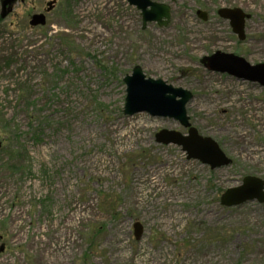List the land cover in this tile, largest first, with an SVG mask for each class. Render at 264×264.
<instances>
[{
  "label": "rangeland",
  "instance_id": "obj_1",
  "mask_svg": "<svg viewBox=\"0 0 264 264\" xmlns=\"http://www.w3.org/2000/svg\"><path fill=\"white\" fill-rule=\"evenodd\" d=\"M153 1L170 5L166 27L142 29L125 0H55L48 13L53 0H23L0 18V264H264V203L220 204L246 176L264 181V88L201 62L264 64V0ZM220 8L250 15L244 41ZM135 67L193 95L190 126L229 166L157 143L187 134L173 119L124 115Z\"/></svg>",
  "mask_w": 264,
  "mask_h": 264
},
{
  "label": "water",
  "instance_id": "obj_2",
  "mask_svg": "<svg viewBox=\"0 0 264 264\" xmlns=\"http://www.w3.org/2000/svg\"><path fill=\"white\" fill-rule=\"evenodd\" d=\"M20 1L23 0H0V18L5 19ZM125 1L129 6L140 11L142 29H145L148 23H156L159 27L168 25L171 16L169 5L152 0ZM54 4L55 0L48 3L45 13L50 12ZM196 15L202 21L207 20L205 11L197 10ZM217 15L229 22L232 33L237 36L239 41L242 42L246 39L245 23L250 18L249 14L240 8H220L217 10ZM45 24L46 17L43 13L33 14L29 21L31 27L44 26ZM201 62L210 72L227 74L237 80L254 83L264 88V64L250 65L239 56L221 52L204 57ZM123 82L126 86L124 115L133 116L147 113L151 117L173 119L188 129L185 135L176 131H160L156 135L157 143L178 146L188 159L197 160L201 164L209 166L211 170L231 164V160L213 139L200 136L190 126L186 106L192 100L193 95L189 91L174 88L162 80L146 78L140 67H135L132 73L123 79ZM252 201L259 204L264 203V181L252 176H246L238 187L227 189L220 198V204L228 208ZM142 233V225L138 222L134 223L135 240H139Z\"/></svg>",
  "mask_w": 264,
  "mask_h": 264
},
{
  "label": "flooded vegetation",
  "instance_id": "obj_3",
  "mask_svg": "<svg viewBox=\"0 0 264 264\" xmlns=\"http://www.w3.org/2000/svg\"><path fill=\"white\" fill-rule=\"evenodd\" d=\"M152 1H153V0H152ZM169 1H170L171 3H173L175 0H174L173 2H172L171 0H169ZM154 2H156V1H154ZM157 3H159V2H157ZM163 4H164V3H163ZM167 5H168V4H167ZM169 6H170V5H169ZM170 8H171V7H170ZM262 88H263V87H262ZM220 149H221V148H220ZM222 152H223V151H222Z\"/></svg>",
  "mask_w": 264,
  "mask_h": 264
}]
</instances>
